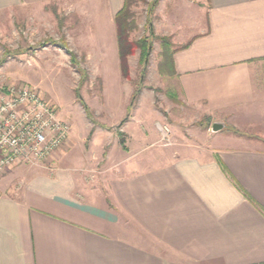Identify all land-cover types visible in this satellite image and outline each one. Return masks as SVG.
Returning <instances> with one entry per match:
<instances>
[{
	"label": "crops",
	"instance_id": "0c3cea01",
	"mask_svg": "<svg viewBox=\"0 0 264 264\" xmlns=\"http://www.w3.org/2000/svg\"><path fill=\"white\" fill-rule=\"evenodd\" d=\"M125 1L0 0V17L70 3L117 41ZM196 1L201 22L169 75L174 109L205 119L199 138L163 141L136 110L95 130L106 166L91 182L66 166L13 187L2 176L0 264H264V0Z\"/></svg>",
	"mask_w": 264,
	"mask_h": 264
},
{
	"label": "rangeland",
	"instance_id": "374dc122",
	"mask_svg": "<svg viewBox=\"0 0 264 264\" xmlns=\"http://www.w3.org/2000/svg\"><path fill=\"white\" fill-rule=\"evenodd\" d=\"M153 1L130 0L131 20L136 23L130 40L146 38L152 49L145 60L141 49L134 48L128 58L129 77L122 69L118 40L108 33L101 13L98 19L103 21L99 25L89 13H80L70 3L59 8H28L0 17V96L12 84L36 87L55 104L59 116L71 128L69 140L48 160L40 165L21 164L3 174L9 173L11 187L41 173L53 175L63 166L85 175L87 183L93 181L99 174L95 168L97 152L90 154L95 130L119 129L123 120L111 119L122 114L124 119L136 110L141 119L138 129L148 130L158 119L160 124L167 122L171 130H177L180 137L199 138L205 119L200 121L191 109H174L179 103L173 94L163 42L157 36H169L173 44L170 49H174L196 30L202 9H198L196 0H163L151 12ZM69 52L77 55L76 61ZM86 53L93 57L88 58ZM139 89L141 93L135 98ZM157 108L163 117L157 118ZM105 166L97 167L103 170Z\"/></svg>",
	"mask_w": 264,
	"mask_h": 264
},
{
	"label": "built area",
	"instance_id": "2783aa9c",
	"mask_svg": "<svg viewBox=\"0 0 264 264\" xmlns=\"http://www.w3.org/2000/svg\"><path fill=\"white\" fill-rule=\"evenodd\" d=\"M163 140L171 129L158 124ZM71 137V128L36 87L8 86L0 96V177L13 166L40 165Z\"/></svg>",
	"mask_w": 264,
	"mask_h": 264
},
{
	"label": "trees",
	"instance_id": "16d2710c",
	"mask_svg": "<svg viewBox=\"0 0 264 264\" xmlns=\"http://www.w3.org/2000/svg\"><path fill=\"white\" fill-rule=\"evenodd\" d=\"M159 3L160 0H154L149 7L150 11L153 12L157 8ZM115 22L117 25L118 48L121 58L122 69L125 76L129 77L128 58L134 53V48L136 46L139 47L141 49V56L144 57L145 60H147L149 52L152 49V44L146 38H142L137 42H133L130 40V34L136 27V23L131 20L130 0L125 1L124 7L117 13L115 17ZM148 23L149 25H151V34L154 36V28L152 26L151 18H149ZM157 38H159L163 42L164 52L166 53L167 57L166 61L170 68L172 66V56L174 50L170 49V47H173L171 38L169 36H157ZM69 53L71 55L72 61H76L77 55L74 52ZM140 93L141 89H139L135 93L134 97L137 98ZM132 104H134V102Z\"/></svg>",
	"mask_w": 264,
	"mask_h": 264
},
{
	"label": "water",
	"instance_id": "95a60500",
	"mask_svg": "<svg viewBox=\"0 0 264 264\" xmlns=\"http://www.w3.org/2000/svg\"><path fill=\"white\" fill-rule=\"evenodd\" d=\"M121 125V124H120ZM224 127V124L222 123H215L213 126V130L214 131H219L220 129H222Z\"/></svg>",
	"mask_w": 264,
	"mask_h": 264
}]
</instances>
